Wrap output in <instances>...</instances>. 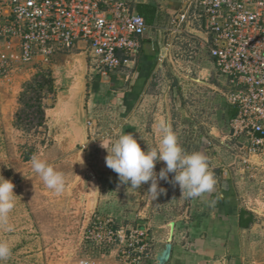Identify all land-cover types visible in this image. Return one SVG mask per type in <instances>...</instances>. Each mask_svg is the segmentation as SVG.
Masks as SVG:
<instances>
[{
	"label": "crops",
	"instance_id": "1",
	"mask_svg": "<svg viewBox=\"0 0 264 264\" xmlns=\"http://www.w3.org/2000/svg\"><path fill=\"white\" fill-rule=\"evenodd\" d=\"M123 1L132 4L137 13L139 9L152 10L151 22H146L149 28L140 38L138 54L130 57L121 70L112 75H95L87 88L88 95L83 83L70 77L65 83V93L57 102L56 112L48 114L52 116L53 126L64 122L66 134L82 138L84 121L92 117L99 122H108L116 133H132L140 145L147 147L154 143L158 146L161 138L158 124L161 119H166L186 151H202L209 158V167L217 183L212 193L188 199L182 196L178 184L170 182L175 174L169 173L168 180L158 178V186L165 189V183L169 181L174 189L164 201L166 204H160L163 192L153 199L147 193L148 183L133 188L130 183L103 182L92 175L90 211L97 210L100 215L114 217L119 223L123 219L132 224H147L152 234L155 264L157 254L167 244L171 251L165 264H207L217 258L223 264H239V258L249 254L244 241L247 235L257 233L264 238V200L258 194V186L262 184L264 188V175L261 174L264 158H251L252 167L246 169L241 166L240 154L223 142L228 134V125L223 121L232 111L227 102L229 89L222 81L217 80L216 87L213 82H208L211 76H205L208 70L201 68L195 78L176 67L175 62H180L174 56L176 53L178 57L185 52L186 58H190L188 55L198 60L202 58L197 54L201 50L194 52L196 43L192 42L190 54L173 50L170 59H161L164 43L172 38L164 35L159 27L177 10L178 1L160 0L156 8L149 5L148 0ZM165 12L169 14L162 18ZM179 41L187 43V39ZM207 59L213 70L212 61ZM5 76L0 77V120L12 114L19 92V87ZM200 90L205 92L199 93ZM198 95L205 98L204 111L196 107ZM160 166L166 168V163L163 165L162 162ZM180 199L183 204L179 205ZM253 250L259 258L260 253L264 254L262 245ZM106 261L118 264L115 249L110 251Z\"/></svg>",
	"mask_w": 264,
	"mask_h": 264
},
{
	"label": "built area",
	"instance_id": "2",
	"mask_svg": "<svg viewBox=\"0 0 264 264\" xmlns=\"http://www.w3.org/2000/svg\"><path fill=\"white\" fill-rule=\"evenodd\" d=\"M177 1V10L159 29L171 41L196 43L226 78L232 112L223 142L240 154L242 167L251 168V158L264 157V0ZM148 28L123 0H0V43H16L20 60L84 54L100 76L120 71L138 54ZM171 41L164 43L161 59H170ZM112 225L93 221L86 239L105 245L118 241L124 263L147 264L148 229Z\"/></svg>",
	"mask_w": 264,
	"mask_h": 264
},
{
	"label": "rangeland",
	"instance_id": "3",
	"mask_svg": "<svg viewBox=\"0 0 264 264\" xmlns=\"http://www.w3.org/2000/svg\"><path fill=\"white\" fill-rule=\"evenodd\" d=\"M159 2L160 0H148L149 5L155 8L159 7ZM167 14L169 13L165 12L162 18L166 17ZM189 44L191 46L188 47ZM193 45L192 42L176 43L171 50L190 52L193 51L191 49ZM198 50L199 46L197 45L194 47V52ZM3 53L5 55L2 58ZM12 54L13 56H11ZM197 54H200L202 58L198 60L191 55H188L190 58H186L185 52H181L180 57L176 58L177 61H180L175 62L176 67L179 68L180 72L195 78L199 75L198 72L201 71V68L208 70L205 75L211 76L208 77L210 78L208 82H213L218 87L216 81L221 80L229 89V94L231 89L226 78L221 76L214 66L213 70L210 68V64H207L208 56L205 51L201 50ZM51 58L44 61L35 56L30 61L20 60L16 43H0V59H2L0 60V77L6 75L5 78L9 79L10 83L19 87L12 114L8 117L4 116L0 120V175L14 183V193L17 195L15 207L9 216V223L13 230L8 231L6 228H0V240L9 242L12 247V255L7 261H0V264H83L86 261L89 264H108L106 257L113 249L116 250L117 263L126 264L120 258L122 247L117 244L118 241L105 245L89 243L86 239L88 229L92 226L93 221L98 219L111 220L113 228L117 230L140 226L147 228L149 261L146 263L155 264L152 253V234L147 224L139 225L137 222L132 224L123 219L119 223L114 217L106 214L100 215L97 210L90 211L92 201H89V195L91 196L92 175L103 182L120 181L118 174L107 166L106 156L108 152L101 146V142H103L111 147V143L121 135L120 132H114L113 128L111 129L107 125L108 122H99L90 117L89 120L87 118L84 121L85 133L82 138L73 137L68 133L66 134L64 122H57L53 126L52 116L48 115L56 112L55 107L65 93V87L70 77L80 80L88 95L87 88L97 73L90 68L91 64L89 65V60L84 54L72 52L71 54H58ZM198 65L199 68H197ZM41 73H49L53 80V92L47 94L42 100L45 114L44 122L39 127L26 125L24 119L17 122L15 115L20 108L19 95L22 88L35 75ZM98 78L101 77L98 76ZM203 92L205 90H200L199 93ZM202 95H198L197 100L199 102H195L196 107L204 111L205 98ZM198 116L195 117L198 118ZM199 119L202 120V118ZM198 121L197 119V124ZM225 121H223L224 124ZM144 142L146 141L144 140ZM143 146L141 144V148H145L147 151V147L151 148L156 144ZM33 155L45 159L56 170L65 174L66 188L63 193L57 194L45 186L42 178L32 168L31 158ZM80 159H83V164L78 162ZM162 162L158 161L155 165L157 174L162 169L160 166ZM262 171L261 174L264 175V170ZM148 184L149 189L151 182ZM165 184L166 191L163 192L162 198L160 197L163 200L159 202L160 204H166L164 201L169 198V194L174 189L169 181ZM258 187L260 190L259 197L264 200V192H261L264 191L263 185L260 184ZM177 204H183V201L180 199ZM244 241L249 254L239 258V264H262L264 254L260 253L261 258H259L253 250L257 246L262 245L264 247L262 234H248ZM133 255L137 256L139 253ZM207 264L223 263L217 258Z\"/></svg>",
	"mask_w": 264,
	"mask_h": 264
},
{
	"label": "clouds",
	"instance_id": "4",
	"mask_svg": "<svg viewBox=\"0 0 264 264\" xmlns=\"http://www.w3.org/2000/svg\"><path fill=\"white\" fill-rule=\"evenodd\" d=\"M161 138L158 146L141 148L132 133L121 134L111 143V147L101 142V146L108 152L107 166L115 171L121 184L140 188L143 184L151 182L147 190L153 199L166 190L158 186L160 180H168V174L174 173L171 183L178 184L182 196L188 199L210 194L214 191L217 180L214 172L210 170L209 158L202 151H186L179 143L178 136L172 125L161 119L158 124ZM158 161L166 163L157 174L155 165ZM83 164V159L78 160ZM33 170L39 174L43 183L57 194L66 188V177L62 171L56 170L45 159L37 155L31 158ZM14 183L0 175V228L12 231L9 216L15 207L17 195L14 193ZM12 255V247L6 240H0V261H7Z\"/></svg>",
	"mask_w": 264,
	"mask_h": 264
},
{
	"label": "trees",
	"instance_id": "5",
	"mask_svg": "<svg viewBox=\"0 0 264 264\" xmlns=\"http://www.w3.org/2000/svg\"><path fill=\"white\" fill-rule=\"evenodd\" d=\"M138 14L143 16L147 23L151 22L152 10L150 8L145 11L139 9ZM52 92L53 80L49 73L37 74L30 82L24 84L19 95L20 108L15 115L17 122L24 119L26 125L41 126L45 118L42 100Z\"/></svg>",
	"mask_w": 264,
	"mask_h": 264
},
{
	"label": "water",
	"instance_id": "6",
	"mask_svg": "<svg viewBox=\"0 0 264 264\" xmlns=\"http://www.w3.org/2000/svg\"><path fill=\"white\" fill-rule=\"evenodd\" d=\"M170 251H171V246L170 244H167L165 248L157 254L156 256L157 264H165L169 259Z\"/></svg>",
	"mask_w": 264,
	"mask_h": 264
},
{
	"label": "bare ground",
	"instance_id": "7",
	"mask_svg": "<svg viewBox=\"0 0 264 264\" xmlns=\"http://www.w3.org/2000/svg\"><path fill=\"white\" fill-rule=\"evenodd\" d=\"M52 59V58H51ZM25 68V67H24ZM112 75V74H111ZM76 259V258H75Z\"/></svg>",
	"mask_w": 264,
	"mask_h": 264
}]
</instances>
